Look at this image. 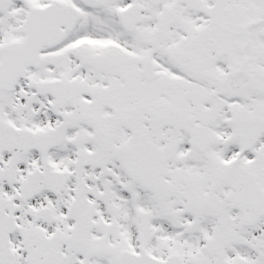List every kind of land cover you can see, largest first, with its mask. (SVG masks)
Listing matches in <instances>:
<instances>
[{
	"label": "snow or ice",
	"instance_id": "1",
	"mask_svg": "<svg viewBox=\"0 0 264 264\" xmlns=\"http://www.w3.org/2000/svg\"><path fill=\"white\" fill-rule=\"evenodd\" d=\"M0 264H264V0H0Z\"/></svg>",
	"mask_w": 264,
	"mask_h": 264
}]
</instances>
